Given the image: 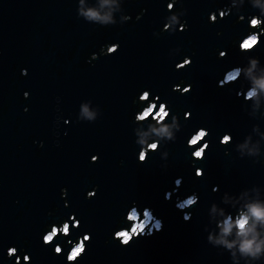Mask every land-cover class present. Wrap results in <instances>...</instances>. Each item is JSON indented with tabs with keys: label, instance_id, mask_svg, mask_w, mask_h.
<instances>
[{
	"label": "water",
	"instance_id": "obj_1",
	"mask_svg": "<svg viewBox=\"0 0 264 264\" xmlns=\"http://www.w3.org/2000/svg\"><path fill=\"white\" fill-rule=\"evenodd\" d=\"M167 2L129 0L124 8L132 19L102 27L78 18L76 0H0V264H15L7 256L9 246L21 249V259L29 253L31 264H67L68 240L85 232L92 240L77 264H231L229 253L206 241L208 208L225 191L264 188V158H240L232 146L225 155L219 138L230 132L241 140L254 123L264 130V118L243 110L239 83L219 87L218 81L247 62L239 41L248 34L247 17L258 13L246 3L245 20L233 11L211 23L209 13L228 0H185L188 29L155 36ZM142 9L147 11L137 20ZM113 42L120 44L116 54L90 59ZM177 47L180 52L169 55ZM220 50L227 56L219 58ZM251 54L264 64V36ZM184 56L191 57V66L176 70ZM174 84H191L192 90L181 95ZM143 89L167 101L183 125L166 146L167 161L158 152H150L146 163L137 159L133 119L141 106L133 100ZM88 99L101 115L95 122L78 121L80 102ZM186 111L192 113L187 120ZM64 118L71 122L64 124ZM199 127L209 130L211 146L204 160L193 163L187 138ZM92 155L99 159L92 162ZM196 167L204 170L203 178L195 176ZM216 185L219 191L213 192ZM93 189L96 195L88 198ZM193 192L200 200L185 210L192 213L185 221L177 201ZM133 202L141 211L151 209L163 228L153 226L152 233L121 246L112 234L126 226L123 218ZM73 213L80 227L56 241L64 248L57 256L54 245H43L42 234Z\"/></svg>",
	"mask_w": 264,
	"mask_h": 264
},
{
	"label": "clouds",
	"instance_id": "obj_2",
	"mask_svg": "<svg viewBox=\"0 0 264 264\" xmlns=\"http://www.w3.org/2000/svg\"><path fill=\"white\" fill-rule=\"evenodd\" d=\"M77 16L87 23L99 25L102 27L121 25L130 21L132 17L127 14L124 5L129 0H76ZM181 4L179 10L176 9L177 3ZM185 0H168L167 12L164 17L162 29L154 32L153 35L159 36L162 32L174 34L177 30L183 32L188 29L186 20L187 9L183 7ZM250 5L257 10L258 14L247 17L249 31L239 41V51L246 56V63L237 64L227 70L223 78L218 81L219 87H225L228 84H240L236 90V95L243 98V110L248 116L259 120L264 118V64L260 57L253 55L261 44V37L264 36V0H228L224 8H219L209 13L208 19L211 23L225 19L235 11L238 21L245 20L242 9L245 4ZM146 9H142L137 14L139 20ZM218 13V15H217ZM117 14H119L117 16ZM218 35L220 33H217ZM118 42L102 45L99 53H92V60L98 59L100 55H114L119 51ZM180 52V48L171 49L169 55H175ZM219 58L227 56V50H220ZM192 59L184 56L182 60L175 64L176 70H182L186 66H191ZM23 75L27 74V69L21 70ZM245 85H247L245 87ZM172 90L181 95L187 94L192 90L191 84H174ZM29 93L25 92L24 97L28 98ZM59 100V98H57ZM159 102V103H157ZM133 103L141 107L135 112L133 124L135 143L139 146L137 159L140 163H146L149 153H160L163 160L167 161L169 151L167 144L175 142L177 133L183 128L180 122L179 114L173 113L168 107L167 101H161L160 96L153 97L151 90L143 89L139 92ZM27 111V108L24 109ZM101 115L99 105H93L92 100H82L77 113L78 121L95 122ZM192 113H184L185 120L191 117ZM57 117V124L60 121ZM64 124L71 121L68 118L63 119ZM64 135H67L65 131ZM210 132L205 127H199L187 138V145L194 150L191 152L193 163L204 160L207 156V150L210 148V141L207 139ZM219 143L225 147V155L230 153L229 146L238 153L240 158H252L254 163L260 162L264 158V130L259 123H254L251 131L243 139L236 140L230 132H225L219 138ZM41 146H43L41 142ZM163 147V150H161ZM98 155H92L91 161L96 162ZM166 167V164L164 165ZM195 176L203 178L204 170L200 167L195 168ZM181 178L175 180L176 185L181 184ZM213 192L219 191V186L212 187ZM87 197L92 198L96 195L95 189L87 192ZM62 198L67 197V189L61 190ZM167 198V196H166ZM200 197L193 192L185 198L180 199L176 205L178 209L184 212L183 219L189 221L192 213L185 211L187 208L199 203ZM69 203L65 199V207ZM124 225L118 227L112 234L113 239L119 241L121 246H129L134 239L142 236L148 229L149 223L155 221V228L162 230L163 221L155 217L153 211L149 208L141 209L133 202L123 218ZM80 220L73 213L68 219L61 223H53L49 229L42 234V243L44 246L54 245L53 252L57 255H63L64 248L62 244L56 241L61 237H70L73 228L80 227ZM204 231L207 233L206 241L208 244L223 252L229 253L231 264H264V188L260 185L243 187L238 192L225 191L219 203L213 201L208 208V223L204 225ZM91 233L85 232L78 236L76 241L68 240L71 248L67 252V264H77L83 258L87 251L88 243H91ZM21 249L16 246L7 248L9 259L15 257V264H31V255L24 252L21 259Z\"/></svg>",
	"mask_w": 264,
	"mask_h": 264
},
{
	"label": "built area",
	"instance_id": "obj_3",
	"mask_svg": "<svg viewBox=\"0 0 264 264\" xmlns=\"http://www.w3.org/2000/svg\"><path fill=\"white\" fill-rule=\"evenodd\" d=\"M176 191V190H175ZM172 193L170 192V193H168V197H170V195H171ZM180 200V199H179ZM178 200V201H179ZM178 201H177V203H178ZM155 215V214H154ZM155 217H156V215H155ZM158 218V217H157ZM159 219V218H158ZM153 226H154V228H155V223L154 222H152L151 221V223L149 224V226H148V229L149 230H146V233H152L153 232Z\"/></svg>",
	"mask_w": 264,
	"mask_h": 264
},
{
	"label": "rangeland",
	"instance_id": "obj_4",
	"mask_svg": "<svg viewBox=\"0 0 264 264\" xmlns=\"http://www.w3.org/2000/svg\"><path fill=\"white\" fill-rule=\"evenodd\" d=\"M152 222H154V223H155V221H152Z\"/></svg>",
	"mask_w": 264,
	"mask_h": 264
}]
</instances>
